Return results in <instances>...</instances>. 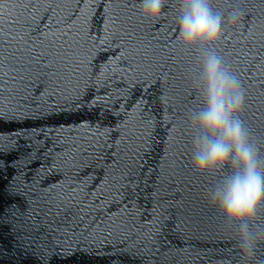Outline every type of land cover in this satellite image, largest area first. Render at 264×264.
Segmentation results:
<instances>
[{
  "label": "clouds",
  "instance_id": "clouds-1",
  "mask_svg": "<svg viewBox=\"0 0 264 264\" xmlns=\"http://www.w3.org/2000/svg\"><path fill=\"white\" fill-rule=\"evenodd\" d=\"M177 39L186 49L207 45L201 56L203 106L189 115L197 130L192 139V163L201 175L224 170L228 174L212 191L210 199L230 225L238 229L243 255L254 256L253 229L258 212L264 209V161L261 147L242 119L246 90L238 76L225 65L213 48L223 36L225 14L215 11L212 0H177ZM166 0H139L140 14L155 20L163 14ZM242 10L233 8L227 19L236 23Z\"/></svg>",
  "mask_w": 264,
  "mask_h": 264
},
{
  "label": "water",
  "instance_id": "water-1",
  "mask_svg": "<svg viewBox=\"0 0 264 264\" xmlns=\"http://www.w3.org/2000/svg\"><path fill=\"white\" fill-rule=\"evenodd\" d=\"M0 264H84L51 181L0 0Z\"/></svg>",
  "mask_w": 264,
  "mask_h": 264
}]
</instances>
